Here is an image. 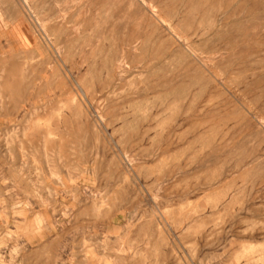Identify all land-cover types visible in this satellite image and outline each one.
Here are the masks:
<instances>
[{
  "label": "rangeland",
  "instance_id": "1",
  "mask_svg": "<svg viewBox=\"0 0 264 264\" xmlns=\"http://www.w3.org/2000/svg\"><path fill=\"white\" fill-rule=\"evenodd\" d=\"M0 264H264V0H0Z\"/></svg>",
  "mask_w": 264,
  "mask_h": 264
}]
</instances>
